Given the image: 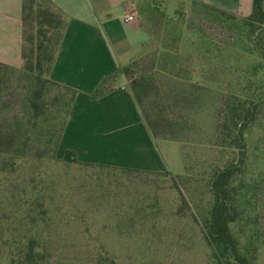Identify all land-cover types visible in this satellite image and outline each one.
I'll return each mask as SVG.
<instances>
[{
	"label": "rangeland",
	"instance_id": "rangeland-1",
	"mask_svg": "<svg viewBox=\"0 0 264 264\" xmlns=\"http://www.w3.org/2000/svg\"><path fill=\"white\" fill-rule=\"evenodd\" d=\"M132 5L148 29L147 42L133 60L154 59L158 87L172 84L187 96L172 111L185 121L181 140L153 139L164 169L129 173L122 169L127 166L66 162L59 142L54 154L46 148L42 160L28 159L0 176V216L10 217L14 235L26 230L41 237L51 264H212L200 222L212 200L211 168L232 155L215 145L218 110L229 97L256 96L261 110L246 132V162L236 180L248 200L240 195L243 217L232 230L240 245L254 248V264H264V25L252 30L242 16L209 11L187 0H133ZM258 36L261 45L256 44ZM8 74L12 100L17 101L10 114L25 116L22 87L28 80L17 71ZM46 90L57 95L51 110L58 107L59 112L43 114L48 119L43 148L49 131L60 128L69 111V92L56 86ZM117 148L104 160L145 164L134 147ZM34 187L42 191L43 212L20 207ZM26 221L33 223L23 225ZM8 247L0 244V264H6Z\"/></svg>",
	"mask_w": 264,
	"mask_h": 264
},
{
	"label": "trees",
	"instance_id": "trees-1",
	"mask_svg": "<svg viewBox=\"0 0 264 264\" xmlns=\"http://www.w3.org/2000/svg\"><path fill=\"white\" fill-rule=\"evenodd\" d=\"M191 2L209 11L234 16L230 12L204 3ZM263 4L264 0H252L251 13L243 17L245 18L244 24L252 30L254 27L261 28L264 25ZM150 6L152 4L149 3L147 7ZM140 24L148 34L145 25ZM64 26L63 14L56 10L49 0H23L21 65L16 69L0 62V176L12 173L28 159L42 160L48 150L54 154L59 145L67 119L60 128L53 126L49 131L44 148L42 147V132L43 123L48 120L43 116L44 112L47 110L51 114L59 112L58 107L57 110H51L58 99L57 95H49L46 89L49 86H56L69 92L67 118L76 95V89L50 78V71L62 39ZM257 41L256 44L261 45L262 39L259 36ZM146 42L147 40L141 45V49ZM164 56L169 58L171 54L167 52ZM145 63H148L146 67L143 66ZM153 67L154 59H149V62L144 59H132L115 72L103 76L90 94V98L97 99L114 90L117 78L123 76L152 139L180 141L182 130L185 129V121L176 119L172 111L177 107L179 100L185 101L187 96L182 91L183 89L178 90L172 84H169L166 89H160L157 85L158 75L152 70ZM11 71L24 74L28 80L27 89L22 87L28 112L25 116L10 114L17 102L12 100L14 87L8 77ZM45 86H47L46 89ZM260 110V100L256 96L229 97L224 101L223 107L218 110L215 145L230 149L232 155L227 157L221 165H214L211 168L208 187L212 200L200 222L202 237L208 248V256L212 264H254V248L249 245H240L238 237L232 230V224L238 218L243 217L244 211L238 204L240 195L246 201L248 200L247 193L242 192L240 183L236 184V180L242 175L246 162V132L257 119ZM51 126L49 124L48 128ZM63 160L85 165L93 164L79 161L71 149H64ZM122 169L129 173H161V171L131 167H122ZM176 188L184 202L177 185ZM33 192L35 193L32 196L25 197L20 207L43 212V204L39 202L42 191L34 187ZM10 220V217L0 216V244L9 246L5 263L51 264L41 237L34 233H27L26 230H22L23 234L19 232L14 235L15 231L9 228ZM32 223L33 221H26L22 224ZM38 224L37 221L35 225L38 226ZM10 242L14 247L9 244Z\"/></svg>",
	"mask_w": 264,
	"mask_h": 264
},
{
	"label": "crops",
	"instance_id": "crops-1",
	"mask_svg": "<svg viewBox=\"0 0 264 264\" xmlns=\"http://www.w3.org/2000/svg\"><path fill=\"white\" fill-rule=\"evenodd\" d=\"M49 1L65 18L50 78L76 89L60 146L73 150L82 161L164 169L123 76L117 78L114 90L100 98H90L101 78L131 61L148 38L133 9V0ZM187 1L204 3L242 17L252 10V0ZM22 2L0 0V62L14 67H20L22 62ZM128 15L133 19L126 20ZM117 147H134L145 164L128 166L104 160L111 159Z\"/></svg>",
	"mask_w": 264,
	"mask_h": 264
},
{
	"label": "built area",
	"instance_id": "built-area-1",
	"mask_svg": "<svg viewBox=\"0 0 264 264\" xmlns=\"http://www.w3.org/2000/svg\"><path fill=\"white\" fill-rule=\"evenodd\" d=\"M133 19V16L132 15H128L127 17H126V20H132Z\"/></svg>",
	"mask_w": 264,
	"mask_h": 264
}]
</instances>
